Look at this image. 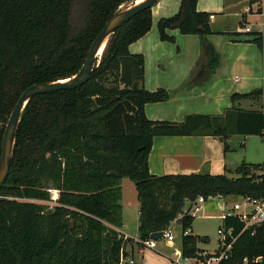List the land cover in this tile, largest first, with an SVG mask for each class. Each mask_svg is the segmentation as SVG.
<instances>
[{"label": "trees", "instance_id": "trees-1", "mask_svg": "<svg viewBox=\"0 0 264 264\" xmlns=\"http://www.w3.org/2000/svg\"><path fill=\"white\" fill-rule=\"evenodd\" d=\"M134 1L84 0L85 22L76 30L72 11L77 0H0V156L8 118L22 92L34 83L77 73L108 19ZM198 1L181 0L174 15L157 22L161 40L174 41L173 29L202 38L205 57L188 87L209 79L221 63V54L207 39L213 33L211 15L198 10ZM250 4L264 14V0ZM152 8L115 31L86 83L38 94L26 105L10 172L0 189V264H120L122 250L133 257V250L144 246L118 230L124 226L126 177L137 189L141 240L176 219L183 232H192L195 215L185 213V206L189 203L191 211L199 196L264 198V163L243 161L221 174L151 173L149 156L158 135L223 136L225 152L231 150L226 140L232 134L264 136L261 109L233 106L220 115H187L182 122L147 116L148 103L172 95L165 88L145 87V57L130 50L153 27ZM257 34L254 40L262 47L263 35ZM263 93L260 88L234 93L231 99ZM51 189L59 191L56 200ZM220 228L233 242L220 264H245V258L248 264H264V223L245 228L234 215L223 218ZM191 232L183 235L182 254L204 258L197 248L200 236ZM222 251L219 246L215 253Z\"/></svg>", "mask_w": 264, "mask_h": 264}, {"label": "crops", "instance_id": "crops-1", "mask_svg": "<svg viewBox=\"0 0 264 264\" xmlns=\"http://www.w3.org/2000/svg\"><path fill=\"white\" fill-rule=\"evenodd\" d=\"M180 2L181 0H159L152 8L153 27L130 45L131 52L142 53L145 57V87L149 90L165 88L172 93L167 101L148 103L145 106L147 116L152 120L182 122L187 115H220L233 106L261 109L262 97L249 96L235 101L231 99L234 93H249L260 89L257 88L258 84L253 75L257 68L259 70L261 68L260 49H264V14L256 10L257 4L251 5L250 0L198 1V10L207 11L211 15L213 33L208 35L207 39L221 54V63L209 79L188 87L190 76L205 57L201 36L182 34L178 29H173L169 33L175 40L165 41L161 40L157 28L158 20L174 15L179 10ZM241 20L251 27L250 31L241 26ZM250 33L252 35H249ZM257 33L263 35L262 47L254 40L258 36ZM235 76H241L240 80L235 81ZM233 135L235 134L226 140L230 146ZM242 136L243 143L246 144L247 136ZM220 137L211 134L156 136L149 156L151 173L164 175L208 171L212 174H221L225 173L227 168L234 169L239 165L238 161L241 158L225 152V138L222 136L224 140L221 141ZM215 198L222 199L219 196ZM122 203L124 222L122 230L131 237H138L139 201L134 204L136 215L132 220L127 217L128 204L124 201V196ZM129 225L132 226L134 233L126 231ZM144 250L142 247H136L132 255L134 263L126 262L138 264L136 253H142L143 256ZM198 250L201 251L200 254L211 253ZM143 264H147V259L145 263L143 260Z\"/></svg>", "mask_w": 264, "mask_h": 264}, {"label": "rangeland", "instance_id": "rangeland-1", "mask_svg": "<svg viewBox=\"0 0 264 264\" xmlns=\"http://www.w3.org/2000/svg\"><path fill=\"white\" fill-rule=\"evenodd\" d=\"M83 1L84 0H77L76 6L72 11V22L76 30H80V26L83 27L85 22V14L82 10ZM131 3L132 2L125 3L124 6L130 5ZM241 21V26H244V20ZM249 35H252V33H250ZM260 52L261 68L260 70L258 68L255 70L253 77H255L258 84L257 88L264 89V49H260ZM231 140L232 149L227 153L241 158L240 161H238V164H240L244 160L253 163H264V136H247L246 144L243 143L244 137L242 135L235 134L232 136ZM122 189L124 201L128 204L127 217L132 220L136 215V208H134V204L138 203V195L135 182L127 177L123 178ZM51 194L53 199L55 200L59 196V191L51 189ZM224 202L226 203L227 209L232 207L235 202H240L242 206L244 205L242 196L231 195L225 197V199H223V197L222 199L210 197L204 202L200 203L202 210L192 213L193 215H195V220L193 222L191 234L200 236V238L197 240L198 249L206 250L211 253H214L218 249L220 240L222 238V234L219 232V229L223 224V218L219 216L223 213L222 204L220 205V203ZM189 207V203H187L185 208L189 209ZM168 228L176 237L173 244H170L167 239L161 238L156 241V248H149L146 246L143 247V249H145L144 255L142 256V253L137 252L135 256L136 260H138V264H143V260L145 263L146 259L147 264H177L173 260V258H176V249H179L182 252L183 228L178 219L174 220ZM126 231L129 233H134L131 225H129ZM205 238H208V240H205Z\"/></svg>", "mask_w": 264, "mask_h": 264}, {"label": "water", "instance_id": "water-1", "mask_svg": "<svg viewBox=\"0 0 264 264\" xmlns=\"http://www.w3.org/2000/svg\"><path fill=\"white\" fill-rule=\"evenodd\" d=\"M158 1L159 0H135L130 5L124 6L123 4L120 6L118 11L108 19L103 29L93 40L87 57L77 73L64 79L34 83L22 92L15 108L8 118L3 135L0 156V189L4 185L10 172L14 158L18 130L24 109L28 102L38 94L61 89H74L86 83L90 79L93 69L100 63L104 48L115 31L140 11L153 7ZM220 140L223 141L224 138L221 136ZM163 234V231H155L151 233L150 237L159 240L163 238Z\"/></svg>", "mask_w": 264, "mask_h": 264}, {"label": "built area", "instance_id": "built-area-1", "mask_svg": "<svg viewBox=\"0 0 264 264\" xmlns=\"http://www.w3.org/2000/svg\"><path fill=\"white\" fill-rule=\"evenodd\" d=\"M244 27L246 31H250L251 27L248 25H245ZM235 81H239L240 77L235 76L234 77ZM263 103L261 106V110L264 113V93H263ZM264 170V166H263ZM217 197V196H215ZM214 197V198H215ZM12 198V197H10ZM56 200V199H55ZM205 199L203 196H199L198 199L196 200L195 204L193 207H191V211H188V209L185 208V213H195L196 211H199L202 209L200 203L204 202ZM243 206L240 202H235L232 207L228 208L226 207V203L224 202L222 204L223 208V213L220 215V217L225 218L226 216H234L238 215L242 221L245 222V228L248 226L254 225V224H261L264 223V198H249V197H243ZM182 216V215H180ZM123 235L124 238L127 239L131 237L127 233H125L122 229H118ZM231 230V229H230ZM229 230V232H231ZM163 238L167 239L169 243H172L175 241L176 237L173 234L171 230L166 229L163 231ZM191 232V229H187L183 232V235H187ZM219 232L222 234V238L220 240L219 246L223 248V251L220 254H211V256H207V253H202L200 255H203L204 258L200 257H185L183 256L182 252L179 249L175 250V255L176 258H173V260L177 264H220L222 259L228 258L229 252L232 249V244L233 242L228 243L226 240L227 238V233L224 228H220ZM136 243H139L143 245L144 247H149V248H156L157 247V240L152 239L151 237L147 240H141L138 237H132ZM263 256L257 257L255 260L259 261L262 259ZM120 264H123L126 261H129L130 263H134V258L131 257L130 255L126 256L122 250L121 255H120ZM245 263L248 264V258L244 259Z\"/></svg>", "mask_w": 264, "mask_h": 264}, {"label": "bare ground", "instance_id": "bare-ground-1", "mask_svg": "<svg viewBox=\"0 0 264 264\" xmlns=\"http://www.w3.org/2000/svg\"><path fill=\"white\" fill-rule=\"evenodd\" d=\"M155 240V239H154Z\"/></svg>", "mask_w": 264, "mask_h": 264}]
</instances>
